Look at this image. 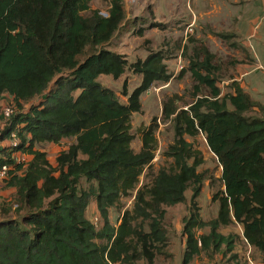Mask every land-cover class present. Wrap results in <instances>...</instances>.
I'll list each match as a JSON object with an SVG mask.
<instances>
[{"label": "trees", "instance_id": "obj_1", "mask_svg": "<svg viewBox=\"0 0 264 264\" xmlns=\"http://www.w3.org/2000/svg\"><path fill=\"white\" fill-rule=\"evenodd\" d=\"M91 1L0 0V142L10 141L12 134L19 140L15 148L0 146V171L6 169L0 180L15 192L12 203L0 205V264H156L158 257L171 259L166 210L185 204L189 187L181 264L201 253L213 259L233 252L236 236L218 230L234 223L264 263V106L235 82L226 84L224 94L214 55L203 45L194 46L177 78L189 73L192 101L179 106L177 95L163 101L161 119L137 129L140 148L135 152L131 120L142 112L140 96L168 83L171 75L164 55L152 52L130 65L141 81L131 92L124 81L126 102L104 87L101 76L118 79L128 66L122 55L107 49L126 23V10L124 0H104L110 6L104 17L90 10ZM4 106L13 109L7 120ZM253 109L257 115L250 114ZM160 120L172 128L174 138L164 153L171 162L155 174ZM198 135L221 167L223 189L212 197L217 214L208 222L199 214L201 154L185 140ZM63 140L70 144L53 167L37 147ZM147 170L151 179L140 184ZM132 194L131 210L112 225L110 210ZM92 205L96 215L89 220Z\"/></svg>", "mask_w": 264, "mask_h": 264}, {"label": "rangeland", "instance_id": "obj_2", "mask_svg": "<svg viewBox=\"0 0 264 264\" xmlns=\"http://www.w3.org/2000/svg\"><path fill=\"white\" fill-rule=\"evenodd\" d=\"M160 0H133L132 2L126 1L123 3L125 7L126 13L128 15V19L126 21V26L129 27L127 32L129 31V35H127L126 39V47L124 48V55H122L128 62V66L126 67L125 73L119 77L118 79H113L112 77H103L101 76L98 80L104 86L112 90L117 96L120 98L121 101H124V97L122 96V85L124 81L127 83L128 91L133 90L137 87L141 81V76L136 75L132 72L130 65L138 60H141L145 57L146 53L152 52H161L170 63L174 62L173 60H177L178 57L181 59H185L187 61V56L191 54V50L196 42L195 31L192 34L187 35L186 25L184 23L187 22L188 18L187 15L189 12L181 17L179 21L175 22V18L172 16L170 11H174L180 14L175 9H164V13H160V8L157 7V4ZM109 5L104 0H92L90 3V10L91 11H99L101 14L105 15L107 13V7ZM109 9V8H108ZM88 14V13H84ZM162 15H168V22H157L156 20H160ZM196 19L198 17L196 16ZM199 27H205V22L196 23ZM196 28V27H194ZM142 31L141 34H138V31ZM168 33H167V32ZM162 33V34H161ZM216 35V34H215ZM164 36V38H162ZM169 38V40L167 39ZM125 43V42H124ZM219 43V41H218ZM128 46V47H127ZM199 47V46H197ZM109 48V46H108ZM121 49V48H119ZM232 54V51H230ZM214 63L219 66V74L218 77L222 79V81L226 82V80L232 76L233 74V66L236 62H234V58L225 53L223 54L218 53V51L214 50ZM186 54V56H185ZM164 57V58H165ZM165 60V59H164ZM165 60V61H166ZM226 61L231 63L230 65L226 64ZM184 64L181 61V65ZM182 67L180 66V69ZM222 69V73H221ZM179 72L183 73L184 71L179 70ZM178 72V76L179 73ZM175 80H177L175 78ZM168 88L163 90L158 89V85L155 86L154 91L149 95H146L147 98L145 102H142V112L140 114H134L132 116V127L133 133L135 135V139L132 142V149L137 152L140 148V137L137 136V129L143 125L148 126L151 124L152 120L155 118L157 120L161 119V107L162 102L165 101L167 98H170L172 95L180 96V101L178 104L180 105H187L191 101V97L189 95L192 87V81L188 72L183 74V77L179 79L176 83L173 81ZM220 89L224 94H226L228 90V86L225 84H221L219 82ZM229 85V84H228ZM143 96V94L140 96ZM253 101V100H252ZM257 101V100H256ZM253 101V102H256ZM35 102H30L26 104L24 107H27ZM258 103V102H256ZM3 106V105H2ZM4 109L6 106L3 107ZM251 115H257L256 110L253 109L250 112ZM157 143L158 148L155 153V158L152 161V172L157 173L161 166H166L171 162V159L165 157L164 153L167 148L173 144V131L172 128L168 125H164L163 122L160 120L159 123V130L157 129ZM11 141H8V147L12 145V136ZM185 140L189 143L193 144V149L197 150L201 154V164L197 167L196 171L200 175H202V187L201 192L198 197L199 202V209H200V216L202 217L203 221L209 220L213 218V215L216 212L217 204L212 202L213 195L223 189L220 181L221 177V167L215 156L210 152L208 149L205 139L202 135H198L196 138L191 139L189 137H185ZM67 141V140H66ZM65 142L64 145L52 146L50 144L40 146L41 149L47 153L48 161H51L55 164V155L60 150V147L67 146ZM69 142V141H68ZM70 143V142H69ZM7 147V148H8ZM15 157H18L19 160H24L28 162V158H22L20 154L14 153ZM192 162V160H190ZM151 176L149 175L148 170L145 174L140 176V184L149 183ZM85 188V185L82 186ZM14 190L13 189H6L4 183L0 180V205L3 206L9 205L14 200ZM186 203L181 205H176L171 208H167L166 210V217L164 220V224H167V229L169 233V241L173 242L172 247H168L167 251L174 250L177 256V260H174L173 256L171 259L165 257H158L156 260V264H179L180 258V249L177 246L178 240L180 239L181 233L180 230L176 233L175 230L177 228L180 229L181 221L183 218L188 214L189 208V201L191 197V188L189 187L186 190ZM133 203V194L125 196L121 199V202L118 207L113 208L109 212V221L112 225L117 226L120 218L125 210L130 211L132 208ZM93 206H90L87 210L88 219H92L93 216L95 217V210H92ZM13 216V214H11ZM184 216V217H183ZM94 222L97 226H99L98 219H94ZM175 228V230H174ZM208 231V228L204 229ZM218 256V255H217ZM179 258V261H178ZM219 258V257H217Z\"/></svg>", "mask_w": 264, "mask_h": 264}, {"label": "crops", "instance_id": "obj_3", "mask_svg": "<svg viewBox=\"0 0 264 264\" xmlns=\"http://www.w3.org/2000/svg\"><path fill=\"white\" fill-rule=\"evenodd\" d=\"M157 7L160 8V13H164V9H175L180 12L179 14L177 12L170 11L172 16L175 18V22L179 21L181 17L185 20L184 15L189 12L187 15L188 20L184 24L189 26L192 22L194 23L191 30L192 32L195 31L194 38L198 40V42L194 45L205 46L213 55L215 54L214 50L218 51V53H225L228 56L231 55V57L234 58V62H236L232 68V76L229 77L226 82L221 79V84L226 85L231 82L237 83L239 87L249 95L251 100H257L256 102L264 106V0H160ZM196 16L198 19H196ZM127 19L128 15L126 14L125 21H127ZM156 21L167 23L168 15H162L161 19ZM202 22H205L206 28H203L202 26L198 28L199 25H196V23ZM125 25L126 23L121 25L119 31L115 33L113 39L111 40L109 48H107L108 50L116 52L120 55L125 54L124 48L127 45V35H129V31L127 32L129 27ZM215 34L221 36L222 39L218 38ZM162 38H164V36H162ZM248 38L251 39L249 45L247 43ZM167 39L169 40V38ZM230 51H232V54ZM148 54L149 53H146L142 60H144ZM164 59L166 60V57ZM165 60L164 63L168 73L171 75V79L166 84H157L160 91L168 88L171 84H174L172 83L173 81H175V83L178 81L177 78L180 66L182 67V71H185L188 66V62L180 57H178L177 60H173L174 62L171 63L168 60ZM181 61H183L184 64L181 65ZM226 64L230 65L231 63L226 61ZM259 66L262 69H259ZM175 78L177 80H175ZM131 91L129 90V92ZM151 93L152 92L148 91L143 94L140 99V103L142 104V102H145L147 99L145 96H150ZM178 97L180 98V96ZM124 102H126V98L124 99ZM179 106L182 105L180 104ZM1 127H4V125ZM65 141L66 140H63L62 142ZM62 142L60 144L50 145L51 147H59L60 145H64ZM66 144L67 146L60 147L57 155L66 150L70 143L66 141ZM0 146L7 148L8 141H1ZM37 148L44 152L40 146ZM57 155H55V157H57ZM25 158L27 159V157ZM47 159L49 160V158ZM49 163L53 167L55 166V164L51 161H49ZM92 210L96 211L95 206ZM216 214L217 208L212 219L216 217ZM212 219L204 222H208ZM181 227L182 224L180 229L177 228L175 230L174 228L175 232L177 233L180 230L181 233ZM218 231L222 235L233 234L236 236L234 251L226 254L225 256H223V254H217L218 256L215 255L213 259H209L204 253H201L199 256H196L192 261H190L189 264H264L260 253L255 248L248 245L246 240L243 238V229L241 225L234 223L227 227H223ZM198 233L203 232L200 231ZM172 246L173 242L170 241L169 247ZM176 247H178L181 251L179 254V258L181 260L179 261L178 258V261L180 262L179 264H181L185 250V240L184 238H181V236ZM169 253L173 255L174 260H177L174 250H170Z\"/></svg>", "mask_w": 264, "mask_h": 264}, {"label": "built area", "instance_id": "obj_4", "mask_svg": "<svg viewBox=\"0 0 264 264\" xmlns=\"http://www.w3.org/2000/svg\"><path fill=\"white\" fill-rule=\"evenodd\" d=\"M189 32H191V26L189 27L188 29ZM252 37V36H251ZM250 37V38H251ZM250 38L247 39V43L248 45L250 44ZM259 69H262L260 66L258 67ZM13 114V109L10 108V107H6L4 110H3V115L5 117V119L7 120L11 115ZM12 136V145H10V148H15L19 145V140L15 137V135H11ZM11 141V140H10ZM5 173H6V169L3 168L1 171H0V179H2L4 176H5Z\"/></svg>", "mask_w": 264, "mask_h": 264}, {"label": "clouds", "instance_id": "obj_5", "mask_svg": "<svg viewBox=\"0 0 264 264\" xmlns=\"http://www.w3.org/2000/svg\"><path fill=\"white\" fill-rule=\"evenodd\" d=\"M126 1H130V2H132L133 0H124V3L126 2ZM190 1H192V0H190ZM110 6H108L107 7V10H109L108 8H109ZM127 14V13H126ZM102 16H104V17H107L108 16V11H107V13L105 14V15H103V14H101ZM193 22L189 25V26H186V31H185V33L187 34V35H190V34H192L193 32H192V30H191V32H189L188 31V29H189V27L191 26V29H192V26H193ZM126 26V25H125ZM119 31V30H118ZM182 69V68H181ZM180 69V70H181ZM185 110H186V108H184Z\"/></svg>", "mask_w": 264, "mask_h": 264}]
</instances>
